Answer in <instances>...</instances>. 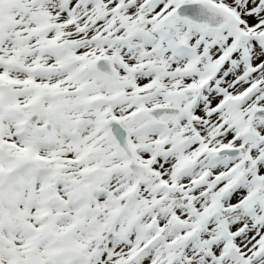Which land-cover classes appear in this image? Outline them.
Instances as JSON below:
<instances>
[{"label": "snow or ice", "instance_id": "1", "mask_svg": "<svg viewBox=\"0 0 264 264\" xmlns=\"http://www.w3.org/2000/svg\"><path fill=\"white\" fill-rule=\"evenodd\" d=\"M0 264H264V0H0Z\"/></svg>", "mask_w": 264, "mask_h": 264}]
</instances>
